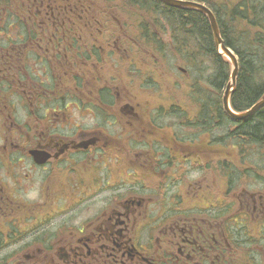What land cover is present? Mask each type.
<instances>
[{
	"label": "flooded vegetation",
	"instance_id": "flooded-vegetation-1",
	"mask_svg": "<svg viewBox=\"0 0 264 264\" xmlns=\"http://www.w3.org/2000/svg\"><path fill=\"white\" fill-rule=\"evenodd\" d=\"M107 9L0 0V264H264V170L227 187L219 135L212 164L210 133L178 147L171 55L145 52Z\"/></svg>",
	"mask_w": 264,
	"mask_h": 264
},
{
	"label": "trees",
	"instance_id": "trees-1",
	"mask_svg": "<svg viewBox=\"0 0 264 264\" xmlns=\"http://www.w3.org/2000/svg\"><path fill=\"white\" fill-rule=\"evenodd\" d=\"M116 1L124 5L125 13L131 12L132 6H138L133 18L138 22L134 21L132 28L146 52L161 54L163 59L170 54V59L178 58L184 64L187 92L182 97L197 105L199 111L190 119L185 107L171 104L179 126L193 123L197 131L212 133L213 127L218 126L213 118L218 115L219 164L227 187L234 181L241 182L238 176L244 167L264 165V107L239 122L231 121L224 114L221 98L231 66L218 54L206 16L197 10L171 8L158 0ZM193 1L212 11L224 46L238 59L230 105L236 112L245 111L264 95V0ZM143 68L139 66L142 77Z\"/></svg>",
	"mask_w": 264,
	"mask_h": 264
},
{
	"label": "water",
	"instance_id": "water-1",
	"mask_svg": "<svg viewBox=\"0 0 264 264\" xmlns=\"http://www.w3.org/2000/svg\"><path fill=\"white\" fill-rule=\"evenodd\" d=\"M159 1L172 8H189V9L200 11L207 16L211 29H212V33L214 37V44L217 48L218 53L224 56L225 58H227L232 65L230 80L227 83L223 96H222V107H223L224 112L233 120H242L252 115L256 111H258L260 108H262L264 106V95L255 105H253L247 111L236 113L230 108L229 97L235 91L236 78L238 74V61H237L236 56L232 53V51L224 46L223 41L219 35V30H218V27H217V24H216V21H215V18L212 12L203 4H200V3H197L191 0H159ZM79 146L85 148L87 144L83 143Z\"/></svg>",
	"mask_w": 264,
	"mask_h": 264
},
{
	"label": "rangeland",
	"instance_id": "rangeland-1",
	"mask_svg": "<svg viewBox=\"0 0 264 264\" xmlns=\"http://www.w3.org/2000/svg\"><path fill=\"white\" fill-rule=\"evenodd\" d=\"M100 1H103V0H100ZM111 1H116V0H111ZM116 4V3H115ZM131 17V16H130ZM123 19H124V23L126 22V25H128L127 27H126V30H125V36H132V33L133 34H135V29L134 28H132V22H131V20H130V18H129V15H128V13H124L123 14ZM131 32V34L129 33V32ZM177 66H180V67H183V68H185V66H184V64L180 61V60H178V58H175V57H172V59L168 62V67L169 68H171L172 67V70L173 71H171V74L174 76V77H179V73L180 72H178V70H177ZM186 69V68H185ZM73 112L72 113H70L69 115L70 116H72V121H74L76 124H78V125H80L81 124V122H82V120L83 119H79L77 116H80L79 115V113L76 111V110H72ZM71 118V117H70ZM84 122H85V120H84ZM40 173L39 172H35V173H33L30 177H31V182H33V181H38L39 182V177H38V175H39ZM30 182V183H31ZM39 188H40V185H38L36 188H34V189H32V190H30V192H29V196L31 197V196H33L34 194H35V191H39ZM87 206H89V205H82L81 207H79V206H77V211L76 212H82V211H94L93 209L91 210V209H89L88 210V207ZM73 222H75V223H77V222H79V220L78 221H73Z\"/></svg>",
	"mask_w": 264,
	"mask_h": 264
}]
</instances>
